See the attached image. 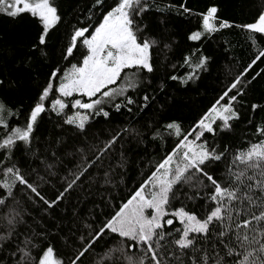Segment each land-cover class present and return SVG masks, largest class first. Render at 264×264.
I'll list each match as a JSON object with an SVG mask.
<instances>
[{
	"label": "trees",
	"instance_id": "trees-1",
	"mask_svg": "<svg viewBox=\"0 0 264 264\" xmlns=\"http://www.w3.org/2000/svg\"><path fill=\"white\" fill-rule=\"evenodd\" d=\"M15 1L0 0V264H41L50 252L55 264H264V33L250 29L264 0L136 1L128 18L149 66L123 69L93 98H63L60 110L85 39L125 0H49V30ZM212 36L241 75L198 133L188 129L196 111L162 104L173 84L199 89ZM186 141L207 158L174 181L162 225L145 238L112 230L172 154L175 173L185 166ZM177 211L206 231L185 237Z\"/></svg>",
	"mask_w": 264,
	"mask_h": 264
},
{
	"label": "rangeland",
	"instance_id": "rangeland-1",
	"mask_svg": "<svg viewBox=\"0 0 264 264\" xmlns=\"http://www.w3.org/2000/svg\"><path fill=\"white\" fill-rule=\"evenodd\" d=\"M136 1L138 0H125L119 8L104 18L90 38L85 39L88 56L81 67L69 71L62 78L63 83L58 88L61 98L53 104V109L57 107L59 110L64 109L63 98L75 94L93 98L104 88L116 83L123 69L149 66V45L139 44L130 28L128 9H134ZM13 5L14 11L26 10L37 15L43 21L46 30L51 29L58 21L57 13L49 0H16ZM206 23L207 27L212 29L209 19ZM250 29L264 33V14ZM206 51L211 55L212 62L208 73L203 75L199 89L186 91L179 89L177 84H173L168 89L172 93L171 96L167 94L162 104H172L171 107L174 110L186 113L196 111L197 115L188 129L191 131L198 127V133L203 129H210L213 120L221 117L220 111L216 112L214 107L241 75L233 67L232 62L223 55L222 47L214 36L210 38ZM82 104L85 103L77 101L74 106L78 108L83 106ZM86 106L87 104L83 107ZM41 111L42 108L34 111L30 126ZM82 116H78L79 119H82ZM181 152L186 153L185 166L178 167L175 173L176 156L179 153L172 154L162 165L157 177L144 186L112 221L110 225L112 230L145 238L162 225L163 219L168 214L166 209L168 193L174 181L186 171L188 166H194L207 158L205 147L193 141L184 142ZM171 215L184 225L185 237L189 233L206 231L207 223L197 220L194 215L182 211ZM53 260V254L50 252L41 264L45 261L46 264H55Z\"/></svg>",
	"mask_w": 264,
	"mask_h": 264
}]
</instances>
